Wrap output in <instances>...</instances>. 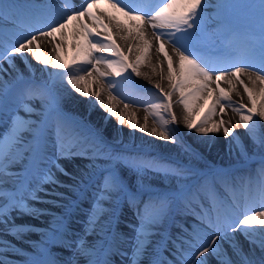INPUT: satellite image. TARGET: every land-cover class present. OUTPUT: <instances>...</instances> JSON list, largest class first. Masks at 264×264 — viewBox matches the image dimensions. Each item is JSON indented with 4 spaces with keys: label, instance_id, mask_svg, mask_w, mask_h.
<instances>
[{
    "label": "snow or ice",
    "instance_id": "obj_1",
    "mask_svg": "<svg viewBox=\"0 0 264 264\" xmlns=\"http://www.w3.org/2000/svg\"><path fill=\"white\" fill-rule=\"evenodd\" d=\"M246 7L245 22H233L225 16L223 0H81L79 7L74 0H0V226L22 238L33 226L17 224V216L47 217L39 251L24 264H114L117 255L127 257L126 264H264V132L259 123L264 121V0ZM114 29L126 42L131 38L127 53H140L134 60L116 42ZM42 41L53 46L54 56L44 54ZM69 41L70 60L61 56ZM165 41L173 45L171 54ZM153 48L158 57L153 72L159 66L170 90L154 84L159 102L146 105L141 124L120 96L128 98L123 84L142 75L140 66ZM32 61L66 70L58 75L71 89L93 98L87 102L89 116L99 107L105 123L115 119L118 129L127 125L145 133L153 116L159 130L151 127L150 135L171 143L178 142L176 129L168 128L162 112L177 122L172 97L178 94L189 131L222 132L230 138V154L258 156V167L240 177L210 170L211 180L202 178L203 183L178 195L142 189L149 174L182 178L188 170L163 156L113 148L86 118L67 116L53 86L32 80ZM237 85L251 106L233 102ZM213 94L208 112L195 122L190 98ZM225 105L239 113L251 152L231 121L223 119ZM217 114L221 118L214 122ZM77 158L89 163L74 170L65 166ZM201 201H210L215 214L203 211ZM43 203L63 211L53 215L39 206ZM126 210L135 217L130 228ZM77 214H82L79 234L73 224ZM190 216L198 222L188 224ZM55 245L67 260L53 256ZM12 250L0 240V256ZM0 264L8 262L0 259Z\"/></svg>",
    "mask_w": 264,
    "mask_h": 264
},
{
    "label": "bare ground",
    "instance_id": "obj_2",
    "mask_svg": "<svg viewBox=\"0 0 264 264\" xmlns=\"http://www.w3.org/2000/svg\"><path fill=\"white\" fill-rule=\"evenodd\" d=\"M213 1L214 0H212L211 3H213ZM54 2H58V0H54ZM102 7H106V5H103ZM107 10L109 12H112L113 14H116L115 10L113 9L109 8ZM120 19H123V17H120ZM93 27L95 26L93 25ZM100 30L102 31V29ZM148 31L150 34L151 29H149ZM113 35H114V38L116 39V42L120 44L121 48L125 50L126 54H128L129 60H134L135 56L140 54L138 51H135V50L131 54L127 53L128 44L132 42L131 38H129V41L126 42L124 39H122L123 33L117 34L115 29L113 30ZM165 43H166V47L169 53L171 54L173 45L169 44L167 41H165ZM52 47L53 46L46 41H42L41 43V49L46 56L49 55V53H51L52 56L55 55V53L52 52ZM72 55H74V51L72 48V43L71 41H69L64 51L61 53V56L64 59L70 60V57ZM174 60H175V57H174ZM157 61H158V57L155 53V49L153 48L151 58L149 59L146 56L144 59V62L140 66V71L142 75L140 77H133V82L136 88L141 87V86H144V88L154 87L155 83H161V86L164 87L166 91L170 90L168 80L166 78L164 80L160 79L159 66H157L155 73L153 72L152 65H156ZM17 64L19 65L21 69H24V65L20 63L19 59L17 60ZM63 71L64 70L55 69L51 67H45L43 64L36 63L35 61H32V67L30 70L31 78H35V79L37 78L41 82L48 81L53 86L54 90L62 97V109L67 116L76 117L75 116L76 114H80V116H82L81 118H86L95 127H98L102 131L104 137L109 141H112L114 139L122 140V141L127 140V141H131V143L134 141L135 144H140V146L144 144L151 145L152 147L155 146V148H157L158 151L164 154L165 153H169V154L171 153L179 154L180 153L181 155L183 151H182V146H180V143L181 141L182 143H184L183 141L187 140V142H190V144L193 147L198 148V150H200V152L204 153L206 156L209 155L214 161H217L218 163H221L220 162L221 160L222 162L226 164L228 163L234 164L238 161V159H242L235 152H232L231 154L229 153L228 145H229L230 138L226 139L222 132L209 133L207 136H205V135L197 133L195 130L188 131V129L186 128L184 124V120H183V116L185 114L183 107L177 102L178 94H174L172 97L173 99V109L172 110L176 113V116H177V122L174 124V126H176L177 128L176 132L177 133L179 132L180 135L179 134L176 135V137L178 138L177 143H171L169 141L163 140L162 138L153 137L150 135L151 127L156 126L159 130V126L156 123V119L152 118V116H149L148 118L149 133L141 132L138 130L132 131L127 127V125L118 129L115 119L109 120L107 123H105L102 119L105 113L99 107H97L89 116L87 102L88 100H91L93 98L92 97H87V98L82 97L79 94L75 93L71 89V86L68 85L66 81H64L63 78H61L58 75V73H61ZM50 73L52 74L51 76H50ZM28 74H29L28 71H25V75L28 76ZM164 74L166 77L167 75L166 62L164 65ZM5 79H9V77L6 76ZM221 86L225 88L228 87L226 83H222ZM231 95H232V100L233 102H235V104H239V103L249 104L247 94L244 93L243 87L241 85H237L236 90L233 91ZM208 98L209 97H207L204 100H197L196 98L190 99V105L192 107V119L195 122H198L197 119H199L198 118L199 115L205 112V109L209 107V105L212 103V100H209ZM157 102H159L158 98H156L155 100H152V103H157ZM249 106L251 105L249 104ZM120 107L122 108V104L120 105ZM257 107H259V104L257 105ZM133 111L136 113L135 119H138V122L142 124L143 118L146 115V107L144 106L138 107L131 103L129 104L128 112L131 113ZM225 111H226V115L223 116V119L225 121H231L230 126L235 128L236 132L241 137L244 138L245 143L249 145V152H251V142L249 138L245 136L244 128L242 124L239 122V113L233 111L232 105H225ZM168 119H170L169 116H168ZM259 123H260V131L264 132V121H260ZM155 150L156 149H154V151ZM203 156L200 158L191 157L190 160L200 162L201 159L202 160L204 159ZM88 163L89 161L86 159L77 158L70 162H65V166L69 168L70 170H74L77 167L86 165ZM127 175L130 178L134 179V177L130 173H127ZM60 179L64 180L66 183L70 182L68 178L64 176H61ZM192 179L193 177L191 176L176 178V177L164 176L161 174H149V176L147 177V183L151 184V183L157 182L158 183L157 185L160 186L159 187L160 189L167 187V185H171L175 190L179 191L181 189H186L189 185L188 182L190 181L192 182ZM64 190L65 192H67V189H64ZM43 204L39 206H43ZM58 209L60 212L63 211V209L61 208H58ZM50 213L53 215L57 214L53 212H50ZM188 218H187L188 224H193V225L196 224L193 222V220L189 221ZM40 222L47 223V217L40 216L38 218H32L30 216H23V217L17 216L16 217L17 224L23 223V224L33 226L32 230L30 232H26V234L22 238L14 237L13 235L5 231L3 226H0V240H6L8 242L9 247L13 249L12 251H9L7 256H0V259L6 260L8 264H24V260L26 258H28L31 255H35L39 251L38 245H40V242L43 239L42 234L45 231V227L44 228L41 227L42 230H39L38 227L40 226H38V223ZM240 239H241V242L244 244L245 248H247V244L246 242L243 241V238L240 237ZM56 250H59V248H56ZM67 259H68V256L66 260ZM117 261L118 260L115 259L114 264H116Z\"/></svg>",
    "mask_w": 264,
    "mask_h": 264
},
{
    "label": "rangeland",
    "instance_id": "obj_3",
    "mask_svg": "<svg viewBox=\"0 0 264 264\" xmlns=\"http://www.w3.org/2000/svg\"><path fill=\"white\" fill-rule=\"evenodd\" d=\"M215 2L217 3V2H219V0H216V1L214 0V3ZM251 2H252V0H223V3H225L227 5V8L225 10L226 18L228 20H230V21H233V22H236V21L245 22L246 17L248 16V8L246 6L248 4H250ZM115 15H120V14L119 13L117 14V12H116ZM120 17H123V16L120 15ZM64 71H66V70H64ZM32 80H34L37 83L41 82L37 78L36 79L32 78ZM155 90L156 89L154 87H148V88L145 87L144 88V86H141V87H137L136 88L133 80H132L131 84H129L127 81H125L124 84H123V92L127 94L128 98L126 99L125 96H120V100L124 99V100L128 101L129 103L136 104V106H142L143 105L144 107H146L147 104L152 103L151 101L155 100L156 97H158L156 95L157 91H155ZM153 97H155V98H153ZM150 99H151V101H150ZM177 99H179V96L177 97ZM208 99L212 100V103H213V100L215 99V94L212 97H209ZM212 103L209 105V107H207L205 109V112L201 113L202 115L201 114L199 115V117H198L199 119H197V121H198L197 123H199V121L202 118H204V116L208 112L207 110H209V108L212 105ZM162 114L165 116L166 119H168V116H167L166 112H162ZM75 116L77 118H81L82 117V116H80V114H76ZM155 119H157V118H155ZM219 119H220L219 114L214 115L212 117V120L214 122L219 121ZM168 120H169L168 128L169 129L175 128L176 131H177L176 126H174V124L171 122L170 119H168ZM176 133L177 132H175V135L179 134V132L177 134ZM109 142H110V144H111V146L113 148H116L118 150H122V149H119V146H121V145H122V148L124 147V148H127V149L132 146L128 150L127 149H123V150H127V151H129L131 153H134V154L135 153H140V154H149V155H151V153H156L159 156L166 157L170 161L178 159L179 161L176 160L175 164L188 170L185 173L184 177H190V176L192 177V176H194V178H195V181L193 183H191L189 187H193V186H196V185H199V184L203 183L202 178H207L208 180H211V176L209 174L210 170H212V171L226 170L225 169L226 163L222 162L221 160H220L221 163H218L217 161H214L209 155L206 156L204 153L200 152V150H198V148L193 147L190 144V142H187V140H184L183 141L184 143H182V141L180 143V146H182V151H183L181 155H180V153L179 154H173V153H171V154L165 153L164 154V153H160L158 151L148 152V151H146L147 149L148 150H154L155 146L152 147L151 145H148V144H144V145L140 146V144H133V143H135L134 141L131 143V141H127V140H123L122 141V140L114 139V140L109 141ZM185 149H188V150L186 151ZM202 156L204 157V159L200 160L201 163L193 161V160H190L191 157H193V158L199 157L200 158ZM251 158L252 159H256V158H259V157L258 156H252ZM247 160H249V159H247ZM195 164H196V166H195ZM207 167H208V169H207ZM129 173L132 175L131 172H129ZM132 180H133V182H135L134 179H132ZM135 183H138V182H135ZM218 183L222 184V182L219 181V178H218ZM157 184H158L157 182L156 183H151V184L147 183L146 185H143L141 187H142V189L146 188L151 193H159V194H162V195H173V194H176V191L171 186H167V188L160 189V188H158L159 185H157ZM60 191H65V190L62 188V189H60ZM47 197L48 196L45 197L46 200H50L51 199L50 196L48 198ZM53 206L54 205H50L49 203H46V204L44 203L43 206H40V207H44L46 210L48 209V212L59 213L60 212L59 209L56 206H54V207ZM256 210H259V209H256ZM214 212H215V210H214ZM76 216L78 218H81V216H78V215H76ZM75 221L73 222V224L75 223ZM130 222H131V224L135 223V219H133V220L130 219ZM38 225L44 227V226H46V222H42V223L40 222V223H38ZM77 232H78L77 234H79V229L77 230ZM129 234L131 235V232H129ZM55 246L57 247L58 245H55ZM55 255H56V253H53V256H55ZM130 255H131V251L129 249V256ZM55 257H57V256H55ZM122 257H124L123 260L125 261V263L121 262V264H126L127 257H125V256H122Z\"/></svg>",
    "mask_w": 264,
    "mask_h": 264
}]
</instances>
